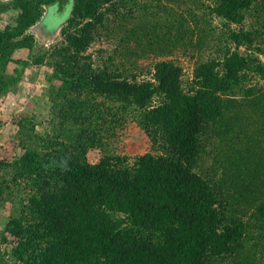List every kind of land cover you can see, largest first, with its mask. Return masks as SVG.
Segmentation results:
<instances>
[{
	"label": "trees",
	"instance_id": "trees-1",
	"mask_svg": "<svg viewBox=\"0 0 264 264\" xmlns=\"http://www.w3.org/2000/svg\"><path fill=\"white\" fill-rule=\"evenodd\" d=\"M55 1L0 0V99L27 67L45 64L57 117L50 133L19 120L22 150L0 160V207L13 204L0 264H264V89L247 86L264 78V0H195L201 14L139 31L126 28L137 0H72L62 42L39 51L57 30L44 22ZM211 18L225 26L221 54L198 61L188 87L172 59L139 79L124 61L94 65L87 53L120 26L156 52L202 48ZM20 49L28 53L15 58ZM128 116L151 150L109 153L105 135Z\"/></svg>",
	"mask_w": 264,
	"mask_h": 264
},
{
	"label": "rangeland",
	"instance_id": "rangeland-1",
	"mask_svg": "<svg viewBox=\"0 0 264 264\" xmlns=\"http://www.w3.org/2000/svg\"><path fill=\"white\" fill-rule=\"evenodd\" d=\"M144 4H146V8H143ZM195 5V0H137L135 17L128 19V27L126 28L133 29L134 27L139 31L140 29L137 26L145 24L146 21L149 23L156 20L160 22L171 18L174 13L177 15L186 14L189 9H194L199 14L204 12V7L203 10L195 7ZM3 16L5 20L9 18L8 14ZM63 16L64 14L59 15L49 11L44 22L48 28H57V30L52 33L54 36L47 41H40L43 47L39 51L62 42L63 36L59 32V26ZM250 23L251 19L249 17L246 23L247 26ZM193 25L195 24L193 23ZM206 27L211 32L202 48L192 49L189 45L182 44L168 52H156L154 49H149L145 37L140 34L132 36L126 31V28L120 26L114 32H106L102 37L96 38L88 48L87 53L92 55L94 65L102 64L105 60L108 61L109 57H111V63L115 67L116 64L121 66V62L124 61L128 69H132L137 73L141 71L139 79L150 77L148 72L152 70L156 61L172 59L183 68V84L188 87L193 79L196 63L210 57H219L221 54L218 43L220 41L219 37L222 35V28H225V26L218 18H211L210 25L206 24ZM128 35L132 37V40L127 43L128 40L125 41V37ZM122 38H124V41H121ZM239 51L244 52L245 50L240 46ZM27 53V50L20 49L15 52L14 57L24 58ZM259 57L264 63V53H260ZM16 66L14 62H10L8 67L13 71ZM47 70L48 66L45 64L40 66L30 65L25 69L20 83L0 99V160L10 161L13 155L22 150L18 145L21 136H23L18 121L23 117L33 118L36 129L45 130L49 133L57 124V117L53 119V109L44 94V90L48 86L45 77ZM247 86L262 87L264 89V78L254 76L252 81L247 83ZM254 127L252 125L249 129L251 134L254 132ZM113 131L111 134L105 135L104 139L106 141L105 147L109 153L126 154L134 157L151 150V142L147 134L139 127L132 116L126 117L123 124ZM101 154V148L96 147L89 151L88 156L91 161H97ZM207 165L209 164L207 163ZM12 206V203L7 202L3 207H0V230L4 227L5 221L12 211ZM3 248L7 250L9 247Z\"/></svg>",
	"mask_w": 264,
	"mask_h": 264
},
{
	"label": "water",
	"instance_id": "water-1",
	"mask_svg": "<svg viewBox=\"0 0 264 264\" xmlns=\"http://www.w3.org/2000/svg\"><path fill=\"white\" fill-rule=\"evenodd\" d=\"M72 0H56L55 3L51 6L50 10L53 13H58L63 15L68 10Z\"/></svg>",
	"mask_w": 264,
	"mask_h": 264
}]
</instances>
